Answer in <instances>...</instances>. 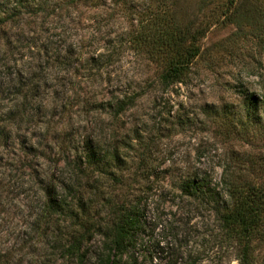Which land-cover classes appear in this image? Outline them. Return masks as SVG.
Here are the masks:
<instances>
[{
    "label": "clouds",
    "instance_id": "9594fccd",
    "mask_svg": "<svg viewBox=\"0 0 264 264\" xmlns=\"http://www.w3.org/2000/svg\"><path fill=\"white\" fill-rule=\"evenodd\" d=\"M0 264H264V0H0Z\"/></svg>",
    "mask_w": 264,
    "mask_h": 264
}]
</instances>
